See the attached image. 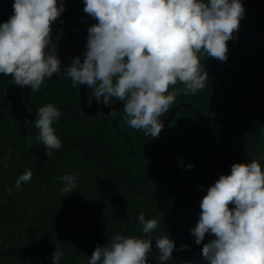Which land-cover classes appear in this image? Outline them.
I'll return each mask as SVG.
<instances>
[{"label":"trees","instance_id":"obj_1","mask_svg":"<svg viewBox=\"0 0 264 264\" xmlns=\"http://www.w3.org/2000/svg\"><path fill=\"white\" fill-rule=\"evenodd\" d=\"M241 2L245 15L227 42L228 59L202 57L209 74L206 87L179 95L160 117L163 121L175 105L188 103L228 128V150L226 128L184 106L157 139L129 127L122 108L85 114L79 85L73 87L65 74L72 55L63 57L61 71L35 93L0 74V264H53L56 250L63 253L59 264H88L95 248L113 235L146 238L138 221L141 212L145 219L159 220L149 264H159L156 235L176 243L165 264L204 262L203 244L215 237L206 234L198 245L190 230L198 223L208 187L231 173L236 157L229 152L239 155L235 163L251 162L250 153L264 156V0ZM13 4L0 0V25L14 14ZM64 8L52 24V41L58 52L73 48L83 55L87 29L97 21L84 12V0H67ZM92 94L87 87L88 103ZM49 103L61 112L53 128L62 147L53 150L52 159L35 139L34 124L38 109ZM26 169L33 178L17 191L15 181ZM63 175L78 178L73 192L61 191L64 182L57 178ZM181 245L190 247L181 251Z\"/></svg>","mask_w":264,"mask_h":264},{"label":"clouds","instance_id":"obj_2","mask_svg":"<svg viewBox=\"0 0 264 264\" xmlns=\"http://www.w3.org/2000/svg\"><path fill=\"white\" fill-rule=\"evenodd\" d=\"M84 12L97 23L88 31L83 61L70 58L65 68L72 86L91 88L97 103L112 99L123 103L124 121L146 136L157 139L165 125L160 117L169 112L181 94H196L206 87L209 74L201 58L228 59V41L245 15L241 0H84ZM66 4V3H65ZM58 0H14V14L0 25V74L11 76L20 87L40 91L46 78L61 71L52 24L65 10ZM60 52V51H59ZM183 87H176V85ZM60 110L49 103L35 119V137L53 158L62 147L53 124ZM26 126L32 124L25 122ZM32 139L28 140V147ZM251 162L235 163L207 189L200 216L191 234L201 244L206 234L214 239L203 244L207 264H264V156L249 154ZM194 165L188 164L191 169ZM26 169L15 181L18 191L30 182ZM62 192H73L77 177L63 175ZM7 193L13 194L8 188ZM233 205L234 207H230ZM146 238L113 235L98 245L88 264H149L153 233L159 220L138 217ZM159 264L173 257L176 243L168 235H156ZM189 245H181L180 250ZM63 253L52 254L59 264Z\"/></svg>","mask_w":264,"mask_h":264},{"label":"water","instance_id":"obj_3","mask_svg":"<svg viewBox=\"0 0 264 264\" xmlns=\"http://www.w3.org/2000/svg\"><path fill=\"white\" fill-rule=\"evenodd\" d=\"M67 2V0H58V3H63L65 4ZM66 55H72L73 57H76V56H79L81 58V61H83V55L73 49V48H65L63 50H61L60 52H58V58L60 60L63 59L64 56ZM79 92H80V105H81V109L82 111L87 114V115H93L94 113H96L98 110H100L101 112H103L104 114H111L113 112H115L117 109H120L122 108L123 109V103L122 102H115L114 104H111V105H108V106H105L102 102L101 103H97L95 98L93 97V94L91 96V99H90V102L88 103L87 101V87L82 85L80 86L79 85ZM187 107V108H190L196 115H198L199 117L203 118V119H206V120H213L214 118H212L211 116L209 115H203L201 114L199 111H197L192 105L188 104V103H181V104H177L175 105L172 110L170 111L168 117L165 119V120H161L162 122H164V125L167 126L171 119L173 118L174 114H175V111L177 108L179 107ZM216 120L218 123H221L224 128H226V126L218 119H214ZM227 132H228V140H227V143H226V150H228V144L231 140V135L229 133V130L228 128H226ZM230 155L236 157L235 158V161H234V164L236 161H238L240 159L239 155L235 152H229ZM198 264H207L206 261L204 262H201V263H198Z\"/></svg>","mask_w":264,"mask_h":264}]
</instances>
